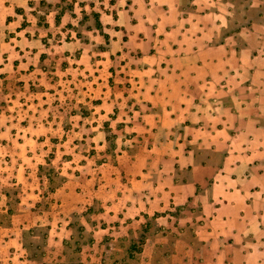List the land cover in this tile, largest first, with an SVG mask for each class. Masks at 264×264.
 <instances>
[{"label":"rangeland","instance_id":"1","mask_svg":"<svg viewBox=\"0 0 264 264\" xmlns=\"http://www.w3.org/2000/svg\"><path fill=\"white\" fill-rule=\"evenodd\" d=\"M260 11L256 0H0V264H189L210 236L180 219L199 209L166 215L181 172L163 162L185 126L172 99L184 95L154 55L183 32L181 48L253 49Z\"/></svg>","mask_w":264,"mask_h":264},{"label":"crops","instance_id":"2","mask_svg":"<svg viewBox=\"0 0 264 264\" xmlns=\"http://www.w3.org/2000/svg\"><path fill=\"white\" fill-rule=\"evenodd\" d=\"M148 20L150 16L144 21ZM185 33L178 37V43ZM208 34L214 40L216 35ZM257 40L258 46L241 47L238 52L222 43H208L200 48H181L177 43L175 47L171 44L169 56L162 49L154 55L158 60L155 72L161 79L175 76L174 82L170 78L169 89L178 87L184 95L175 101L171 92L165 100L181 104L182 113L177 116L173 111V119L185 124L180 134L183 140L174 148L177 157L163 162L178 163L176 170L181 172L172 176L171 187L165 192L171 203L166 215L175 217L174 212L177 214L184 204L188 210L199 209L197 217L182 214L180 219H187L186 229H193L198 235V231L205 230L210 236L202 239L206 243L200 244L197 254L188 258L189 264H264V258L254 259L264 251V241L255 233L264 232V35ZM235 54L238 63L229 67ZM200 56V63H187ZM199 73H205L204 77ZM259 74L263 76L261 81L257 80ZM253 85L255 92L249 90ZM241 89L248 96H238ZM222 92L231 96L234 106L224 105ZM184 143L187 150L183 152ZM184 168L190 173L187 178L182 175ZM164 197H159L160 203L154 207L159 214L165 213L161 204ZM196 219L200 221L196 223ZM185 246L190 253L191 245ZM204 248L217 249L218 253L209 258ZM228 248L241 253L239 262L231 254L222 253Z\"/></svg>","mask_w":264,"mask_h":264},{"label":"trees","instance_id":"3","mask_svg":"<svg viewBox=\"0 0 264 264\" xmlns=\"http://www.w3.org/2000/svg\"><path fill=\"white\" fill-rule=\"evenodd\" d=\"M256 1L258 2V8L262 9V11H260V13L258 15L259 19H258L257 25H258V27H260V26L264 25L263 24L264 23V0H256ZM262 35H264V31H262V33H259L258 37H260ZM262 78H263V76L259 79V81H261Z\"/></svg>","mask_w":264,"mask_h":264}]
</instances>
